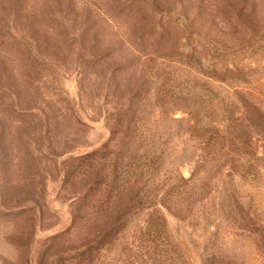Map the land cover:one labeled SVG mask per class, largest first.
<instances>
[{
    "label": "rangeland",
    "instance_id": "rangeland-1",
    "mask_svg": "<svg viewBox=\"0 0 264 264\" xmlns=\"http://www.w3.org/2000/svg\"><path fill=\"white\" fill-rule=\"evenodd\" d=\"M152 1L178 37L231 55L264 47V0ZM121 4L0 0V264H264V134L253 131L250 154L229 141L241 94L264 104V64L253 62L264 50L231 56L239 71L216 80L160 43L144 47L139 16ZM125 113L118 190L133 207L79 262L100 226L90 228L92 182L77 168Z\"/></svg>",
    "mask_w": 264,
    "mask_h": 264
},
{
    "label": "trees",
    "instance_id": "trees-1",
    "mask_svg": "<svg viewBox=\"0 0 264 264\" xmlns=\"http://www.w3.org/2000/svg\"><path fill=\"white\" fill-rule=\"evenodd\" d=\"M121 1L122 13L126 12L127 8L130 10L128 11L129 14L139 16L137 20L138 25L135 26L137 28L135 38L143 43L144 47L150 44L160 43L164 48H168L171 54L184 55L198 61L202 66L203 72L213 79L226 80L229 76L233 75L232 71H239V68L235 66L236 62L231 59V56H234V58L248 56L250 58L255 53H258V51L264 50L263 47L258 51L250 52L252 55L242 53L240 55H231L219 52L209 46L204 47L201 45L203 41L194 37L193 34H188L186 37H178V34L172 30L173 23L176 20L164 15L155 16L154 14L156 12L153 4L155 2L152 0ZM124 19L130 20L128 18ZM106 21L109 24H113L116 20L109 14ZM115 27L118 30L124 28L118 22L115 24ZM193 37L195 39H192ZM128 43L131 44L130 42ZM134 57L142 60L144 56H137L135 54ZM253 62H256V65H258V68L255 69H259V67L263 68L264 58L259 57ZM253 62H251L252 65H255ZM140 87V85L135 86L132 90L128 91L129 108L132 105L133 99H141L142 88ZM240 102L243 108L242 114L240 115L242 117L238 116L237 123L235 124V134L229 141L232 145H239L243 153L250 154L251 149L256 144L253 138V131L258 130L264 134V104L259 96L254 93V90L243 92L240 97ZM128 110L126 108L125 112ZM127 115L125 113L124 118L118 121L119 128H116L111 137L103 144L104 150L95 149L83 155L82 165L77 168L79 174L88 177L92 182L91 190H93V199L92 195H89V199H92L89 208L92 210L90 213L91 218L88 220L90 221V228H93L95 223L100 226L98 229L93 230V234L86 244L76 248L73 258L79 262L84 261V259H93L97 252L113 240L121 227L123 216L133 207L131 203L124 202L120 204L119 196L124 191L120 192L118 190L119 176L121 174L119 170V159L124 155L123 148L121 149L119 143L121 138L124 140L128 136L127 131L131 126V120L128 119L129 117ZM5 116L6 114L3 111L0 116L2 121L8 120ZM122 130L124 134L120 137L119 135L122 133ZM216 141L217 137L211 135L208 137L206 145L212 147ZM203 158L207 159L206 156ZM104 161H108V163ZM104 165H108L110 167L109 170H104ZM101 166L102 168L99 169Z\"/></svg>",
    "mask_w": 264,
    "mask_h": 264
}]
</instances>
